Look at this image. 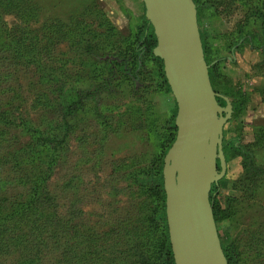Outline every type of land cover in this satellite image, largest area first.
I'll use <instances>...</instances> for the list:
<instances>
[{"label":"rangeland","instance_id":"374dc122","mask_svg":"<svg viewBox=\"0 0 264 264\" xmlns=\"http://www.w3.org/2000/svg\"><path fill=\"white\" fill-rule=\"evenodd\" d=\"M19 4V11L3 14L4 27L30 32L39 55L29 66L1 58L0 74L9 77L0 82V94L14 97L11 107L16 114L42 122L45 117L57 118L60 105L52 95V106L33 107L35 92L60 85L98 89L106 76L104 61L137 40L146 26L142 0H19ZM257 8L256 0H199L197 9L213 76L230 88L241 83L248 93L244 112L223 126L222 146L228 147L220 200L241 193L232 188L233 181L245 174L238 147L251 151L255 163L264 165V69L256 66L263 58L261 19L246 17ZM51 71L54 74L48 75ZM150 83V88L141 80L134 85L128 75L117 72L111 90L84 99L71 119L68 158L56 168L51 186L59 191V211H82L78 219L82 231L93 227L102 232L124 220L135 224L140 213L159 211L160 203L149 197L157 173L151 161H158L155 134L168 129L165 123L173 119L175 99L164 89H153V79ZM257 188L256 198V191L249 196L255 202L244 204L236 219L218 222L224 243L241 241L248 230L264 222V182ZM249 253L242 257H247L246 264H255Z\"/></svg>","mask_w":264,"mask_h":264},{"label":"trees","instance_id":"16d2710c","mask_svg":"<svg viewBox=\"0 0 264 264\" xmlns=\"http://www.w3.org/2000/svg\"><path fill=\"white\" fill-rule=\"evenodd\" d=\"M193 1L198 9L199 0ZM256 4L257 10L254 9L246 17L257 15L261 19L259 45L263 48V58L256 66L260 65L264 69V0L260 5L256 0ZM21 8L19 0H0V59H12L14 63L17 61L29 66L37 62L39 55L34 44L36 38L22 28L4 27L3 20L4 13H14ZM144 17L146 26L141 36L126 48H117L114 58L104 61L102 68L106 76L104 75L98 89H66L60 85L49 87L46 92H35L32 105L36 108L52 106L50 100L54 96L60 105L56 109L57 118L45 117L42 122L32 120L21 112L16 114L11 107L14 97L6 98L0 94V264H175L165 215L162 167L164 156L176 136V102L173 119L165 123L168 129L160 135L155 134V139L158 138V145L155 147L158 161L151 162L157 171L156 186L152 189L154 194L151 193L149 197H155L160 203L159 211L140 213L135 224L134 221L128 223L124 220L118 225L113 222L114 227L102 232L93 227H85L82 231L78 220L82 211H59L56 204L59 191L51 186L56 168L64 165L68 158L66 151L72 127L71 119L74 118L77 106L84 99L97 96L102 89L111 90V83L117 72L128 75L134 85L136 80H141L143 87L150 88V81L153 79L156 83L153 89L156 86L171 93L163 61L155 53L157 39L153 27L145 14ZM248 36L252 38L253 35ZM201 40L214 91L231 98L232 112L226 120L229 121L244 112L248 93L241 83L230 88L213 76L212 61L208 58L203 38ZM10 50L11 53L6 55ZM52 73L54 74L51 71L48 75ZM8 77L6 72L0 74V82ZM217 100L221 105L225 104L222 97H217ZM54 106L57 107L55 103ZM227 147V143L222 146L225 161ZM237 150L242 156L245 174L233 181L232 188L241 193L229 194L220 200L218 189L223 177L211 186L210 203L216 226L219 221L236 219L244 204L255 202L249 201V196L254 194L257 187L260 189L264 182V165L256 164L252 152L244 147H238ZM138 170L135 172H139ZM257 193L259 192H255L254 198ZM145 206L149 209L150 203ZM217 230L227 264H246L247 257H242V254L247 251H250V262H264L259 259L264 258V222L256 229L248 230L241 241L237 239L224 243L225 237L218 226Z\"/></svg>","mask_w":264,"mask_h":264},{"label":"water","instance_id":"95a60500","mask_svg":"<svg viewBox=\"0 0 264 264\" xmlns=\"http://www.w3.org/2000/svg\"><path fill=\"white\" fill-rule=\"evenodd\" d=\"M155 53L177 105L176 136L163 159L169 241L175 264H227L210 203L226 170L223 126L232 112L210 81L193 0H142ZM219 161V169H218Z\"/></svg>","mask_w":264,"mask_h":264},{"label":"flooded vegetation","instance_id":"af4514ba","mask_svg":"<svg viewBox=\"0 0 264 264\" xmlns=\"http://www.w3.org/2000/svg\"><path fill=\"white\" fill-rule=\"evenodd\" d=\"M217 93V92H216ZM217 94H219V93H217ZM217 97H221V94H219V96H217ZM228 97V96H227ZM229 98V97H228ZM220 104V103H219ZM221 105V104H220ZM225 105V104H224ZM223 106V105H222Z\"/></svg>","mask_w":264,"mask_h":264}]
</instances>
